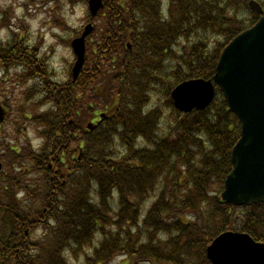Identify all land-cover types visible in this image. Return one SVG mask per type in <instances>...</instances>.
Instances as JSON below:
<instances>
[{"label":"trees","instance_id":"trees-1","mask_svg":"<svg viewBox=\"0 0 264 264\" xmlns=\"http://www.w3.org/2000/svg\"><path fill=\"white\" fill-rule=\"evenodd\" d=\"M248 2L104 0L92 59L65 83L41 74L23 36L0 41L3 72L46 81L57 107L32 118L44 149L10 148L20 171L0 182V264H212L207 247L224 231L264 242V202L221 198L239 119L219 88L190 112L171 96L214 76L224 47L260 17Z\"/></svg>","mask_w":264,"mask_h":264},{"label":"water","instance_id":"water-1","mask_svg":"<svg viewBox=\"0 0 264 264\" xmlns=\"http://www.w3.org/2000/svg\"><path fill=\"white\" fill-rule=\"evenodd\" d=\"M250 4L262 17L225 47L213 79L184 81L172 92L175 106L188 112L206 108L218 85L230 110L239 117L241 137L233 148V169L222 193V198L234 205L264 202V10L255 1ZM102 7L103 0H89L93 16ZM92 28L89 24L82 37L72 42L77 55L75 77L85 63V38ZM89 127L93 128L92 124ZM207 255L213 264H264V243L249 234L229 231L208 246Z\"/></svg>","mask_w":264,"mask_h":264},{"label":"rangeland","instance_id":"rangeland-1","mask_svg":"<svg viewBox=\"0 0 264 264\" xmlns=\"http://www.w3.org/2000/svg\"><path fill=\"white\" fill-rule=\"evenodd\" d=\"M89 22L95 26L93 32H97L102 25L100 19L90 17L88 0H0V41L7 43L10 39L23 36V47L34 49L41 74L49 70L52 80L62 83L72 76L71 70L76 61L71 40ZM235 24L237 22L231 26ZM69 51L71 60L65 54ZM87 52L90 54L86 58L92 59V52ZM38 82V76H27L20 66L11 67L5 72L0 68V102L8 108L7 121L1 127L0 135V151L7 165L0 182L20 171L9 164L8 160L13 157V153L8 152L11 146H22L23 154H26V149L41 150L47 144L42 136L43 128L32 118L43 112H52L57 107L53 108L55 102L46 94V81ZM24 111L31 114L30 120L24 116ZM18 175L24 178L22 174ZM96 238L99 239L100 235L97 234ZM73 264L77 262L73 261Z\"/></svg>","mask_w":264,"mask_h":264},{"label":"flooded vegetation","instance_id":"flooded-vegetation-1","mask_svg":"<svg viewBox=\"0 0 264 264\" xmlns=\"http://www.w3.org/2000/svg\"><path fill=\"white\" fill-rule=\"evenodd\" d=\"M26 112H27V111H24V116H25V117H26ZM6 117H7V115L5 114L4 118H3L2 120L0 119V128H1L2 123L6 120ZM10 148L12 149V148H14V147L11 146ZM10 148H9V150H10ZM8 152L13 153V152H11V151H8ZM3 158H4V157L2 156L1 151H0V160H2V162H3V160H4Z\"/></svg>","mask_w":264,"mask_h":264},{"label":"clouds","instance_id":"clouds-1","mask_svg":"<svg viewBox=\"0 0 264 264\" xmlns=\"http://www.w3.org/2000/svg\"><path fill=\"white\" fill-rule=\"evenodd\" d=\"M81 12H83V9H81ZM67 56H68V58L71 60L72 59V55H71V52L69 51V52H67V53H65Z\"/></svg>","mask_w":264,"mask_h":264},{"label":"bare ground","instance_id":"bare-ground-1","mask_svg":"<svg viewBox=\"0 0 264 264\" xmlns=\"http://www.w3.org/2000/svg\"><path fill=\"white\" fill-rule=\"evenodd\" d=\"M218 61H219V59H218ZM218 61H217V64H218ZM217 64H216V65H217ZM232 151H233V149H232ZM231 156H232V152H231Z\"/></svg>","mask_w":264,"mask_h":264}]
</instances>
